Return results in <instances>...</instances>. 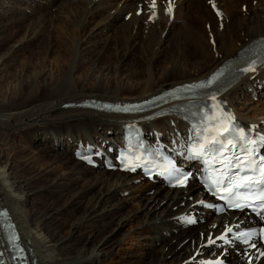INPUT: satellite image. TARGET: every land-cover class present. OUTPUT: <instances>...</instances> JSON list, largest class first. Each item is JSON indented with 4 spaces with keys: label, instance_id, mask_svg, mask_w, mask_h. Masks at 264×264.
Here are the masks:
<instances>
[{
    "label": "bare ground",
    "instance_id": "1",
    "mask_svg": "<svg viewBox=\"0 0 264 264\" xmlns=\"http://www.w3.org/2000/svg\"><path fill=\"white\" fill-rule=\"evenodd\" d=\"M214 3L215 10L209 0H172L173 10L169 15L165 12L167 1L156 0V16L149 19L152 13L149 0H0V35L13 30L9 36L6 34L8 37L0 40V74L5 72L6 80L11 79L7 66L17 58L21 48L30 62L36 61L37 53L31 50L25 52L30 46L24 44L34 41L40 28L45 26L43 21H48L52 16L58 21L68 17L69 21L61 22L65 25L68 22L72 27V30H68L69 27L66 26L67 31H71L67 40L73 51L67 52H70L68 60H65V64L63 62L59 71L42 86H38L34 79L46 75V72L30 76L28 74L19 80L18 88L9 89L8 95L0 99V152L3 149L1 142L11 133L24 135L30 146L37 150L31 156V153L25 155L23 149L14 148L11 144L5 147L3 156H0V197L2 206L11 211L25 240L32 243L40 264H110L108 257L115 256L114 253H109L110 250L117 249L122 244L120 239L113 241L112 237L119 234L138 213H141V218L137 223V231L143 236L139 253L128 251L121 258L122 261H114V264H201L208 257H218L228 264H261L264 261L236 246H223L215 241L227 228H235L246 217L227 213L212 218L213 213L202 209L198 203L210 199L202 194L194 195L199 191V186L192 184L186 189L171 190L143 181L139 175L93 169L76 162L74 151L80 143L89 147L97 146L101 150L119 143L118 136L124 123L121 120L124 117L61 108L65 102H77L85 98L113 102L137 101L158 93L163 88L199 80L249 42L264 37V0H214ZM216 10L222 15L218 17ZM15 24L23 25L21 43L24 46L16 50H5L6 43L18 34ZM117 24L126 35H131V39H127L129 44H126L128 51L130 44L135 41L132 35L139 36L140 30L146 27L149 30L147 32L144 29L148 33L146 46L144 43L142 45L146 48L154 46L156 59L164 54L167 45L173 54L169 66L166 62L158 72L151 70L141 77L135 70L127 72L120 67V75L112 77L109 55H102L103 51H98L92 45L96 46L95 38L98 35ZM89 27L94 31L87 35L85 32ZM164 33L166 37L163 36ZM101 49L103 50V46ZM139 50L141 51L140 48ZM40 52L43 53L44 50ZM146 52L141 56L144 57ZM58 56V53L55 54V58ZM138 63L135 62L136 65ZM84 64L90 65L91 70L88 80L92 83L87 90L83 89V82L87 79L83 75L75 76ZM258 85L264 87V71L246 75L223 96L241 121L248 123L245 115L239 113V109L233 105L235 96ZM3 87L0 79V88ZM258 111L264 113V108ZM171 121L175 122L174 128L179 129L182 125L171 116L146 124L145 127L148 131L156 128L160 135L166 136L167 132L173 130ZM254 126L257 131L264 132L263 122H257ZM40 134L43 135V143L37 145L34 140ZM45 161L50 162L54 166L53 170L60 172L66 180L74 174L80 179L86 178L85 186L78 190V195L76 193L71 202L64 200L71 183L60 185V177L57 176L47 184H42L43 177L48 174L41 169ZM34 163L40 164L39 169L29 167ZM20 190L26 191L24 196L20 194ZM89 194L91 198L84 202L82 198ZM118 196L124 198H120L115 205H110L109 201ZM135 200V210L117 215V211L126 203ZM30 201L33 207L28 210L26 206ZM99 202L102 209L95 214ZM158 209L161 212L158 213ZM76 214H80V217L68 224ZM57 215H63V218L57 219ZM189 215L196 217L199 223L202 220L210 221L198 223L196 230L186 235L185 229L188 227L182 222V217ZM88 217L91 221L89 223ZM104 218H108L109 224L101 225L103 229H100L107 234L97 241L95 238L101 230L98 232L93 224ZM73 233L79 234L77 240L72 241ZM209 237L215 243L209 244ZM173 240L174 247L165 251L167 244ZM157 244L161 247L154 251L157 254L154 256L155 253L152 255L149 250ZM250 257L251 261L247 263L246 259ZM89 259L91 261L88 262Z\"/></svg>",
    "mask_w": 264,
    "mask_h": 264
},
{
    "label": "rangeland",
    "instance_id": "2",
    "mask_svg": "<svg viewBox=\"0 0 264 264\" xmlns=\"http://www.w3.org/2000/svg\"><path fill=\"white\" fill-rule=\"evenodd\" d=\"M3 1H6V0H3ZM149 1L152 2L151 0H149ZM242 10L245 13V7L244 6L242 7ZM67 18L66 19L64 18L63 20L64 21H66V20L69 21L70 18L69 19H67ZM0 19H1V15H0ZM55 20H56V17L55 16H52V18L48 19V21L47 20L43 21V24H45L46 27L43 26V27L40 28V32H38V36L34 39V41H31L30 44L29 43H25L24 44V45H27L28 44L30 46V48H28L29 50H27V48L25 49V52L31 50V51L35 52V54L36 53L38 54V55L37 54L35 55L36 61L30 62L28 60V58H26V54H24V50H22V48H21L20 53L18 54L17 58L14 59V61L11 62L7 66L8 67V75L9 74L11 75V79H7V80L5 79V75H6L5 72H2V74H0L1 86H4L3 88H0V90H1V92H0V99H2V97L5 96L6 94L8 95L9 89L12 90V89L18 88L19 87V85H18L19 84V80L21 81L22 78L27 77L28 74L30 76V75H33V74L36 75V74H38V72H41V73L43 71L46 72V75H44V76H41L40 75L39 77L37 76L38 78L35 77V79H34V81L36 80L38 86L44 85L47 81H49V77H52L53 75H55L57 73V71H59V69H60L59 67H62L66 63L65 60H68V57L67 56H69L70 55L69 53L73 51V49H71V47H70L69 41L67 40V37H68V35L71 32V31L68 32L67 31V28L69 27L68 30H70V29L72 30V27L69 26L70 24L68 22L66 23V25L63 22H61L62 18L59 19L60 21H58V20L55 21ZM117 25L114 26V27H111V29L108 28V31H103L100 35H98L95 38V41L97 42L96 46L95 45H92L93 47L97 48L98 51H103V52H101L102 55H104V54H105V56L109 55V57L111 59L110 62L112 63L111 66H110L111 67V69H110V75L112 77L116 78V77H118L120 75V72H119V71H121L120 70V67H122L127 72L128 71L135 70L138 73L137 75H139L141 77V76L147 75L148 74L147 72H150L151 70H155V71L158 72L159 69H160V67H163L164 66V63H166V62L168 63V64L166 63V65L169 66L173 54H172L171 49L167 45L164 48V54L162 56H160L159 59H156L155 58V56H156V53L155 52L156 51H155V47L154 46H151L152 48L151 47H147V48L145 47L146 46L145 45V43H146L145 41H147V37H148V33L147 32H149L148 29H145L146 27H144L142 29L143 30L145 29L146 31L148 30L147 32L145 30L143 31L141 29L140 30V33H139L140 34L139 36H138V34L137 35H132L133 39H135V41H134L135 43L132 42L130 44V51H128L126 49L127 48V45L126 44L128 43L127 42V39H131L130 38L131 35H129V34L126 35V33L123 31L122 27L119 28V24H117ZM66 26H68V27H66ZM14 28L19 30L18 31V34H17V36L14 39H12V40H10V41H8L6 43V45L4 46L5 50L6 49L7 50H16L17 48H20V47L24 46L21 43V39H22V37H21L22 35L21 34L24 31L23 25L21 26V25H16L15 24V27ZM86 30L87 31L85 33H87V35H90L94 31L93 29L91 30V27L87 28ZM114 30L115 31L117 30V31L114 33ZM11 32H13V30H10V31L8 30V31L4 32L3 34H1L0 35V40L4 39V37H8ZM117 32H119V34H116ZM123 32H124L125 35L124 34H121ZM117 35H119V37ZM113 36L114 37L116 36V39ZM163 36L166 37L167 36L166 33H164ZM19 37H20V39H19ZM120 37H122V38H120ZM106 38H107L108 42H107ZM118 38H119L120 42H119ZM114 39H115V42H114ZM121 39H122V41H121ZM92 40L93 39H91V41ZM105 40H106V42H105ZM111 40L113 42H111ZM143 40H144V42H143ZM95 41L93 40L92 43H95ZM100 42L102 44H100ZM142 44L145 45V46H143ZM102 46H103V50L101 49ZM105 47L108 48V50ZM142 47L145 48V49L143 50ZM65 48L66 49L69 48V49L66 50ZM139 48L141 49V51L139 50ZM118 49H120V50H118ZM41 50H44V52L43 53L40 52ZM104 50L105 51L107 50V51L105 52ZM125 50H127V51L125 52ZM146 50H147V52L149 51L148 52L149 54L146 52ZM38 51H39V53H40L41 56L39 55ZM68 51H70V52L67 53ZM144 51L146 53H145V55L143 57L141 55L144 54ZM57 53L59 55L57 57L58 59L55 58V54H57ZM128 53L131 54V55H128ZM123 55H124V57H123ZM146 55L149 56V57H147ZM62 56H64V57H62ZM120 57H123V58L120 59ZM132 60H133V62H132ZM167 60L168 61L170 60V61L168 62ZM63 62H64V64H63ZM135 62H139L138 65H136ZM69 63H70V61L68 62V64ZM23 66H24V68H23ZM21 69H22V71H21ZM77 71L78 72H76L75 76L82 77V75H83V77H85L87 79V81H84L83 82V89H86L87 90L88 87H91V83H92L91 80H88L90 78V75H91L90 65L84 64ZM256 88H257V86H252V87H249L244 92H241V93L239 92L235 96L233 105H234V107L236 109H239V110H237L239 113L242 112L241 114H244L245 115V117H246V119H247L248 122L249 121H254V122L257 121L258 123L259 122L260 123L261 122L264 123V113H260L258 111V109L264 108L263 107L264 106L263 105L264 104V100H262L263 92L262 91H257L255 94H257L258 96L253 97L254 94H253L252 91H256ZM4 92H6V93H4ZM252 117H253V119H252ZM42 141H43V135L42 134L38 135L36 137V140H34V142L37 145L42 144L43 143ZM8 144L13 145L12 147H14V148L23 149V151L25 152L23 154H25V155L26 154L28 155L29 153H31V156H33L32 154L35 155L37 153V150H35L33 147L30 146V144L28 143V139L24 135L22 136V134H18V133L12 134L11 133L8 138H4L3 141L1 142V145H3L2 146L3 149H2V152H0V156H3L4 149H5V147ZM38 147H40V146H38ZM43 164H44V166L41 169H44V173H46V172L48 173L45 177H43V182H44V183H42L43 185L47 184V182L53 180L57 176H58V178L60 177L59 179L57 178L58 179V182L60 183V185H64L65 186L66 183H68V184L71 183L70 184L71 185V188L68 189L66 198H64V200L66 199L67 201L69 200V202H71L73 200V197L76 195V193L78 195V190H80L86 184V178L80 179L77 175L74 174V175H71L70 178L66 180V177L61 176L62 174L60 172L59 173H56L53 170L54 169V166L50 162L45 161V162H43ZM29 167L30 168L33 167L35 169H39L40 164H35L34 163L33 165H30ZM70 179L73 180V182H71ZM64 186H62V187H64ZM25 193H26L25 190H20V194H23V196L25 195ZM90 194L84 196L85 198L84 197L82 198L84 202L89 201V199L91 198ZM150 194H151V192L148 195H150ZM194 195H197V194H194ZM120 198H124V197L118 196L116 198L111 199L109 201L110 205H113V204L115 205ZM136 202H137V200L130 201V202L126 203L125 206L122 209H119L117 211V215L118 214H126V212H128V211L135 210L136 209V206H135L136 205ZM84 205H85V203L81 205V208ZM97 205H98V207H97L98 209H96V213L95 214H98L99 213L98 211L102 209V205L100 204V202ZM32 207H33L32 201H30V203H27L26 208L28 210H30ZM160 210L161 209H158L157 212L158 211L161 212ZM79 217H80V214L74 215L72 217V219L69 220V223L68 224H70L71 222L75 221ZM213 217H215V216L213 215L212 218ZM56 218L57 219H62L63 218V215H57ZM134 218L131 219L130 223L126 224V226L122 229V231L119 234L114 235L112 237V240L113 241H117L118 239H120L121 240L120 242L122 244H120L117 247V249H111V250L109 249L110 250L109 253H114L115 256H113L111 258L108 257V259H107L108 263L114 264V261H118V260L120 261L121 258L124 257L125 253H127L128 251L129 252H134V253H139V246H140V244L142 242L141 239L143 238V236L139 234L140 233L139 231H137V223H138V221L141 218V213L136 214L134 216ZM89 219H90V217L87 218V222L88 223L91 222V221H89ZM208 221H210V220H208ZM208 221H201L199 224H205ZM105 224H109L108 218L101 219L99 222H97L96 224H93V225H96V227L98 229V232H99V229L100 228L103 229V227H101V225H105ZM196 228H197V224L196 225H193L191 227L186 228L185 229V234L187 235V233H189V232H194L196 230ZM102 229H100L101 230V233L99 234L98 237H96L98 235V234H96L95 240L98 241L99 239L103 238L107 234V232H105ZM78 235H79L78 233H73V235H72V241L73 240H77L78 239ZM174 241L175 240H173V241H171V242H169L167 244V247L165 248V251H167L168 248L174 247V245H175V242ZM160 247H161V245L160 244H157V246H155L154 248H151L149 250V252L153 255L156 251H158L160 249ZM155 255H157V254L155 253L154 256ZM89 261H91V259H89L88 262ZM95 264H100V263L96 262Z\"/></svg>",
    "mask_w": 264,
    "mask_h": 264
},
{
    "label": "snow or ice",
    "instance_id": "3",
    "mask_svg": "<svg viewBox=\"0 0 264 264\" xmlns=\"http://www.w3.org/2000/svg\"><path fill=\"white\" fill-rule=\"evenodd\" d=\"M213 9H216L214 0H209ZM156 0H152L149 7L152 9L149 19L156 16ZM173 10L172 0H169L168 6L165 9L166 14H171ZM139 14V13H138ZM216 15H222L218 10ZM255 60L244 68L243 71H254ZM211 83V81H208ZM205 85H200V87ZM198 87V86H186ZM213 99H215L213 97ZM110 107V106H105ZM207 107V106H206ZM121 110V109H117ZM123 111L130 109L124 108ZM216 111H220V115H215ZM195 115V113H193ZM256 126H251L249 129L237 128L234 118L227 113H223L220 105L216 104L212 109L204 111L199 118V124L194 125L192 132L194 135L189 136L191 141L187 149V158L191 160H199L204 165L205 177L203 180L206 190L213 196L224 201V204L229 209L239 210L244 212L246 209L255 215L261 223V227L252 229L247 232L239 233L238 239H243L248 243L253 237H258L264 241V155L258 152V148L264 147V135L253 132ZM239 149V153H236ZM139 159V158H137ZM129 168V165H125ZM134 170V166H132ZM161 174H166V177L176 179L179 184L183 185L188 176L185 175L171 160L167 161V167ZM183 177V179H181ZM198 203L204 204L203 201ZM209 208H216V205L207 204ZM218 211H224L223 207H219ZM187 223H195L191 218H183ZM227 233L232 232V228L226 229ZM216 239H224V236ZM17 240L13 234L9 237L10 243ZM208 243L213 244L215 241L212 237L208 238ZM256 247L255 243L251 244ZM264 255V253H261ZM2 255V253H0ZM2 264V261H0ZM217 264H220L218 261Z\"/></svg>",
    "mask_w": 264,
    "mask_h": 264
}]
</instances>
